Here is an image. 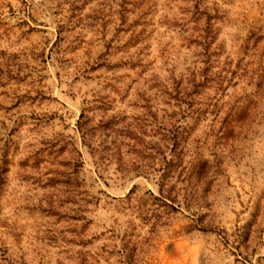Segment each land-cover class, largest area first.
I'll use <instances>...</instances> for the list:
<instances>
[{
    "label": "rangeland",
    "instance_id": "rangeland-1",
    "mask_svg": "<svg viewBox=\"0 0 264 264\" xmlns=\"http://www.w3.org/2000/svg\"><path fill=\"white\" fill-rule=\"evenodd\" d=\"M0 264H264V0H0Z\"/></svg>",
    "mask_w": 264,
    "mask_h": 264
},
{
    "label": "trees",
    "instance_id": "trees-1",
    "mask_svg": "<svg viewBox=\"0 0 264 264\" xmlns=\"http://www.w3.org/2000/svg\"><path fill=\"white\" fill-rule=\"evenodd\" d=\"M192 80H194V78Z\"/></svg>",
    "mask_w": 264,
    "mask_h": 264
}]
</instances>
